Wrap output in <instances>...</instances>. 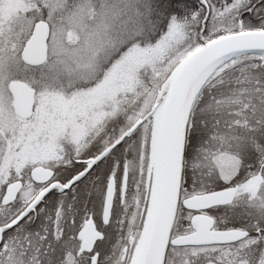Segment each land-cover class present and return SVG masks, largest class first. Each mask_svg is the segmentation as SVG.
<instances>
[{
	"label": "snow or ice",
	"instance_id": "1",
	"mask_svg": "<svg viewBox=\"0 0 264 264\" xmlns=\"http://www.w3.org/2000/svg\"><path fill=\"white\" fill-rule=\"evenodd\" d=\"M0 264H264V0H0Z\"/></svg>",
	"mask_w": 264,
	"mask_h": 264
}]
</instances>
